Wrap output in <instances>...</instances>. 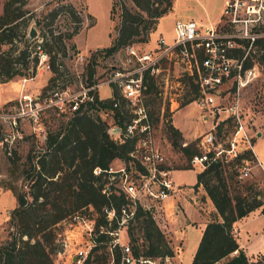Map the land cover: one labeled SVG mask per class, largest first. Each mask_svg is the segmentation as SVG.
<instances>
[{
    "label": "trees",
    "instance_id": "trees-1",
    "mask_svg": "<svg viewBox=\"0 0 264 264\" xmlns=\"http://www.w3.org/2000/svg\"><path fill=\"white\" fill-rule=\"evenodd\" d=\"M131 1L133 5L128 6L121 0H113L110 10L112 17L115 6H119L116 35L110 45L98 48L92 54L87 66L89 78L94 73L92 64L101 50L105 52L103 58L129 43L147 42L159 18L171 11L174 5V0ZM26 4L27 0H4L0 12V82L34 73L38 60L36 46L40 45L49 55L51 69L48 81L41 89L64 88L74 80L64 57L67 55L68 43L78 33L83 18L69 1L59 0L41 17H35ZM62 14L72 22L71 28L55 31V20ZM32 19L39 29V36L30 39L27 32ZM243 45L244 48L234 50L237 57L246 53L243 68L251 66L256 60L264 70V35L257 37L251 47L247 41ZM70 47L75 48V44H70ZM187 83L193 94L184 99L182 105L192 100L198 91L197 83L192 78ZM146 87L147 96L154 100L158 89L153 76L147 78ZM113 96L119 97L117 91ZM113 99L108 96L97 99V104L91 105L111 109ZM120 103L123 109L122 99ZM112 111L115 122L124 125L127 114L116 109ZM95 115L97 113L92 114L86 110L75 112L65 123L47 134L45 150L37 161L34 160L35 154L28 153L23 168L25 188L12 187L16 205L9 214L10 230L7 238L0 242V264H55L54 257L63 248L59 234L60 224L65 218L91 207L97 214L96 223L99 224L104 221V205L112 204L117 209L124 202L122 194L114 193L107 197L101 192L103 173L95 174L93 168H105L116 158L127 159L135 146L136 138L111 137L106 123ZM166 125L171 144L180 149L187 159L186 165L180 167H190L189 159L200 152L195 145L196 141H188L183 146L179 129L171 120ZM231 125V117L219 121L216 135L229 131ZM250 155L251 151L248 149L227 161L223 155L222 160L211 162L197 172L194 187L200 184L203 186L214 208L207 215L191 264H249L252 259L262 260V255L259 254L250 258L239 246L233 232L236 221L251 210L261 207L264 212L261 190L253 189V184L246 185L241 190L236 183L241 185L242 181L230 169L231 164ZM231 182L237 185L234 193L229 188ZM127 231L131 252L135 256L174 254L168 238L147 210L138 208L136 218ZM108 239L107 234L99 235L101 243L88 251L81 264L107 263L111 254L106 247ZM112 251L113 264H120V248L116 246Z\"/></svg>",
    "mask_w": 264,
    "mask_h": 264
},
{
    "label": "built area",
    "instance_id": "built-area-1",
    "mask_svg": "<svg viewBox=\"0 0 264 264\" xmlns=\"http://www.w3.org/2000/svg\"><path fill=\"white\" fill-rule=\"evenodd\" d=\"M263 26L264 0H224L216 24L203 25L192 18L177 19L171 40L167 41L160 36L154 45L142 50L138 48L137 42H132L106 55L105 58L111 57L113 61L107 63L101 79L95 76V72L89 78L85 69L92 54L88 56L83 52H76L74 60L75 64L79 65V70L75 75L79 77V87L67 85L64 88H50L45 91L41 87L26 89V83L35 80L38 73L41 75L43 68L51 73L48 53L40 45L36 46L38 60L35 72L20 76L17 95L0 105V147L7 154H11L15 144L28 134L43 135L46 138L44 119L50 111L63 115L83 110L93 114L100 110L113 112L112 110L116 109L120 113H126L127 118L122 126L117 122L108 126L109 135L113 138H136L135 146L127 159L116 158L120 160L116 164L113 161L105 168H93L95 174L103 173L101 192L107 197L114 193L122 194L125 200L117 209L112 204L104 205V221L99 224L96 223V217L74 215L78 222L76 224L82 226L87 242L86 248L81 247L74 252L80 264L88 251L101 243L98 240L101 234L109 236L106 247L111 252L110 260L103 264H113L112 250L116 246L122 253L120 264H160L161 260L169 264V255H133L130 245L121 237L122 232H127L128 226L134 222L138 208L149 211L156 221L165 204L174 205V198L184 188L173 180L174 167L156 141L154 120L147 106L146 80L149 76L155 78L157 88L168 92L170 96L173 93V96L169 97L170 106L174 103L176 106L182 104L184 99L193 94L188 83L191 92L183 91L187 88L185 83L189 78L197 83V94L186 103L194 101L203 110L202 119L205 121L210 115L212 123L210 129L202 133L200 138L206 149L191 156L190 166L198 165L203 169L211 162L222 160L223 155L227 161L248 149L251 155L241 158L233 165L235 177L242 181L252 177L254 167L263 168L262 162L253 152L250 134L242 118L239 98L236 97L233 103L228 105L216 100L222 92L225 93L221 88L227 81L235 80L239 90L255 76L254 69L260 66L259 63L254 60L251 66L243 68L246 53L237 57L234 50L238 47L244 48V41L249 42L250 46L257 37L264 35ZM104 53V50H101L98 56H104ZM96 64L95 59L92 64L94 69ZM166 66L171 67L172 71ZM103 85L109 89L106 96L99 94V88ZM231 87L232 85L227 88ZM115 91L118 98L113 96ZM108 96L114 98L112 110L91 105L97 104V99ZM120 99L123 100V109ZM221 111H224L226 116H219L220 119L231 116L235 123L226 146L216 137L215 126L218 120L215 115ZM187 143V140H183L181 144L185 146ZM260 185H264V178ZM63 245H66V240H63ZM263 262L252 259L249 264Z\"/></svg>",
    "mask_w": 264,
    "mask_h": 264
},
{
    "label": "rangeland",
    "instance_id": "rangeland-1",
    "mask_svg": "<svg viewBox=\"0 0 264 264\" xmlns=\"http://www.w3.org/2000/svg\"><path fill=\"white\" fill-rule=\"evenodd\" d=\"M59 0H27L26 7L33 11L35 17H41L49 8L56 4ZM71 2L82 16L83 21L77 34H75L68 43L67 55L64 61L68 69L74 75V80H71L72 87H79V77L75 72L79 70V65L75 64L74 54L76 52H83L86 55L93 54L94 50L110 45L116 35V26L118 24L119 6H115L114 17L111 16V6L113 0H63ZM128 6H132L131 0H121ZM4 0H0V12L2 11ZM224 5V0H174L173 9L160 17L156 27L150 32L149 39L145 43H137L139 49H144L154 45L160 36H163L167 41L171 40L174 33V23L177 19H194L205 24H216L220 18ZM34 19L30 21V26H34ZM72 22L66 15H61L55 20V31L57 29H70ZM29 26V27H30ZM36 28V27H35ZM29 30V29H28ZM37 37L39 36V29H37ZM75 44V48L70 47V44ZM251 47V46H249ZM255 51V50H254ZM255 59V56L253 57ZM97 64L95 65V76L101 79L104 76V70L108 66V62H112V58H102V55H97ZM111 60V61H110ZM168 70L171 67L166 66ZM85 69L87 66L85 65ZM84 69V70H85ZM44 72L37 76L35 80L26 83V89H33V87L41 86L44 83L45 77L48 81L50 72L43 68ZM172 71V70H170ZM255 76L249 82L238 89L237 82L233 79L227 81L221 90V93L216 100L223 101L224 105L232 104L234 99L239 98V106H241L242 118L247 125V132L250 134V141L252 147L259 159L262 161L264 169V70L257 66L254 69ZM20 76H15L13 79L0 82V101L6 98H12L17 95L20 88ZM98 79V80H99ZM232 89L229 91V87ZM186 89L183 91L191 92L185 83ZM228 87V88H227ZM227 88V89H226ZM158 89L155 99L147 96V106L151 116L154 120L156 141L164 149L168 161L175 168L172 171V178L176 184L189 187V192L193 191L194 198L189 197V202L182 200L181 204L174 203L165 204L164 209L159 212L156 218V223L164 232L173 248L174 254L169 256V264H191L192 255L196 249L202 228L204 227L205 215H208L213 209L212 204L205 198V194L201 193V189H195L194 183L196 181L197 171L201 166L195 165L190 167H180L186 165L187 159L180 149L174 147L170 142L169 132L166 129L167 122H170L179 129L182 135V140L189 142L196 141V147L201 151L205 150L201 141V134L210 129L212 117L207 116L206 120L202 119L203 110L191 101L185 104H172L170 106L169 97L173 93L164 92L163 89ZM188 90V91H187ZM177 91V90H176ZM109 89L106 85L99 88V94L106 96ZM183 93V92H182ZM98 118L103 120L107 126L115 122L114 115L111 111L100 110L95 112ZM224 111L216 113L215 119L219 121V116L222 118L226 115ZM95 115V116H97ZM72 114L58 115L53 111L46 114L44 123L46 135L60 125L65 123ZM231 117V116H228ZM227 118V117H225ZM224 118V119H225ZM232 118V125L229 131H222L217 134V140L226 146L228 138L234 130V119ZM216 128V126H215ZM260 132V134H257ZM45 137L43 135L37 136L28 134L23 140L17 142L13 147L11 154H7L4 149L0 147V242L7 238L10 230L9 214L11 209L16 205V198L12 187L17 189L25 188V181L23 178V168L27 161L28 153L35 154L34 160L37 161L39 155L45 150ZM32 150V151H31ZM120 161V160H119ZM117 159L114 163L119 162ZM234 164V163H233ZM231 164L230 169H233ZM180 168H176V167ZM261 166L254 167L252 177L242 180L241 185L236 183L241 190L246 185L253 184V189H260V198L263 197L264 186L261 187L260 179L264 170ZM258 170V174L256 172ZM235 182L230 183V190L235 192L237 186ZM264 193V192H263ZM199 196L200 200H195ZM188 199V198H187ZM180 205V209L178 208ZM82 214L83 216L96 217V212L87 207L74 213L72 216L65 218L61 224L60 239L66 240V245H63L55 257V264H80L77 258H73L76 249L87 247L86 238L83 235L82 226H78V222L74 219V215ZM208 217V216H207ZM238 227H233V232L237 236L236 228L239 232V239L243 241L252 256L259 250H264V213L259 210H254L246 217V219L239 222ZM121 237L129 245L130 238L127 232H122ZM253 257V258H254ZM160 264H165L161 260Z\"/></svg>",
    "mask_w": 264,
    "mask_h": 264
},
{
    "label": "crops",
    "instance_id": "crops-1",
    "mask_svg": "<svg viewBox=\"0 0 264 264\" xmlns=\"http://www.w3.org/2000/svg\"><path fill=\"white\" fill-rule=\"evenodd\" d=\"M160 19V18H159ZM37 77H39V76H36L35 77V79L37 78ZM46 78L47 77H45V79H44V83L41 85V86H38V87H33L34 89H38V88H40V87H42L45 83H46ZM20 89V88H19ZM11 98V97H10ZM9 98H6V99H4V100H2V101H0V105L3 103V102H5L6 100H8ZM257 134H259V132L257 133ZM252 149H253V147H252ZM253 152H254V154L256 155V157L259 159V157H258V155L256 154V152L254 151V149H253ZM260 160V159H259ZM261 161V160H260ZM262 162V161H261ZM175 169V168H174ZM263 169V168H262ZM201 170V169H200ZM264 170V169H263ZM173 171V170H172ZM198 172V171H197ZM256 172H257V174L259 173L258 172V170H256ZM264 178V173H262V176H261V179L259 180V181H261L262 179ZM264 185H261V187H263ZM195 189H201V193H203V194H205V198H207L208 199V201H210V203L212 204V202H211V200H210V198L207 196V194H206V192H205V189L203 188V186L202 185H198L197 187H195ZM263 192H264V190H263ZM262 192V194H263V197L262 198H264V193ZM192 193H193V191L191 190V192H189V187H186V186H184V188L178 193V195L176 196V198H174V202L175 203H180L181 204V201L182 200H186V201H188L189 202V197L188 196H190V197H192V198H194V196L192 195ZM188 198V199H187ZM195 200H200V198H199V196H197L196 197V199ZM178 201V202H177ZM170 202V200H168V203ZM179 207V209L181 208L180 207V205H178ZM212 208H214L213 207V204H212ZM254 210H259V212H262L261 211V207H258V208H255V209H253V210H251L249 213H251L252 211H254ZM249 213L248 214H246V215H244L243 217H241L240 219H238L237 221H236V223L234 224V227L236 226V227H238L237 225L239 224V222H241L242 220H244V219H246V217L249 215ZM262 213H264V212H262ZM206 221H207V215H205V222H204V224L206 223ZM205 226V225H204ZM203 229V228H202ZM236 232H237V240H238V242H239V246L240 247H242L243 249H244V251L246 252V254L250 257V258H253L254 256H252L250 253H249V251H248V249H247V247H246V245H245V243L243 242V241H241L240 239H239V232H238V230H237V228H236ZM200 238V237H199ZM262 255V260L264 261V250L262 251V250H259L255 255L257 256V255ZM255 256V257H256ZM73 258H76L75 257V255H73L72 256Z\"/></svg>",
    "mask_w": 264,
    "mask_h": 264
},
{
    "label": "water",
    "instance_id": "water-1",
    "mask_svg": "<svg viewBox=\"0 0 264 264\" xmlns=\"http://www.w3.org/2000/svg\"><path fill=\"white\" fill-rule=\"evenodd\" d=\"M27 36L30 39L37 37V30H36V28L34 26H30L29 27ZM259 134H260V132H259Z\"/></svg>",
    "mask_w": 264,
    "mask_h": 264
}]
</instances>
